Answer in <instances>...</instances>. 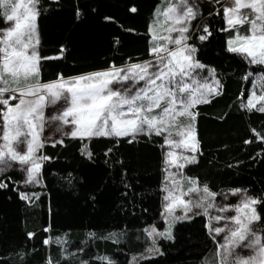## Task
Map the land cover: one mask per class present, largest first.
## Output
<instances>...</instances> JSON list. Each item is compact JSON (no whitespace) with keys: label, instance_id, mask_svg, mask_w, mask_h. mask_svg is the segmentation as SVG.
I'll use <instances>...</instances> for the list:
<instances>
[{"label":"snow or ice","instance_id":"6c2138e0","mask_svg":"<svg viewBox=\"0 0 264 264\" xmlns=\"http://www.w3.org/2000/svg\"><path fill=\"white\" fill-rule=\"evenodd\" d=\"M52 5L62 7L61 0H0V190H11L27 206L38 207L48 194L44 168L53 157L41 149L49 141L53 147L65 146V137L80 141V155L95 164L93 142L108 140L111 146L104 150L103 162L109 169L120 166L121 195L128 198L132 193L134 201L128 168L122 157H112L122 141L129 145L144 141L161 152L159 215L166 227L159 230L155 223L147 224L142 231L151 246L128 264H143L157 254L163 255L159 240L174 241L176 224L198 217L213 245L203 264H264V193L253 195L240 187L217 191L208 181L185 171L198 165L204 155L200 106L210 105L225 93L218 68L199 56L201 46L214 35L212 19L222 20L217 31L227 36L224 51L241 59L237 75L251 85L236 97L239 109L245 114H264V0H158L144 32L121 25L125 32L145 40L147 58L128 55L121 63L113 59L102 69L71 77L58 73L55 80L45 82L44 62L59 59L66 51L61 45L58 56L41 52L39 21ZM74 11L76 19L83 17L78 3ZM128 11L138 14L140 9L132 4ZM104 19L113 21L114 17ZM121 46V38L115 36L113 50L119 52ZM253 66H260L261 71ZM49 107L53 112L46 116ZM227 116L225 113L218 119ZM53 123L61 133L58 140L44 136L46 127ZM250 131L252 138L245 139L244 144L264 145V127H251ZM257 158L264 160V147L251 157L253 161ZM17 171L19 180L13 175ZM62 179L76 186L72 173ZM89 199L95 202L96 194L90 193ZM232 199L237 202L231 203ZM48 211L51 217V206ZM142 211L148 212V208ZM43 230L51 232V222ZM35 235L27 233L29 239ZM88 236L119 244L126 233L99 237L90 232ZM53 243L60 246L64 264L74 255L81 256L80 264H92V260L119 264L108 255L84 259L85 248L69 250L66 238L47 236L43 240L45 246ZM45 264L60 261L49 255Z\"/></svg>","mask_w":264,"mask_h":264},{"label":"trees","instance_id":"16d2710c","mask_svg":"<svg viewBox=\"0 0 264 264\" xmlns=\"http://www.w3.org/2000/svg\"><path fill=\"white\" fill-rule=\"evenodd\" d=\"M157 2L61 0L62 7L52 5V10L39 21L41 52L45 56H58L61 45L66 51L63 57L44 62L42 79L47 82L55 80L58 73L71 77L102 69L113 59L121 63V58L126 60L128 55L147 58L145 40L125 32L121 25L144 32L151 9ZM77 3L84 10L79 20L74 11ZM132 4L139 7L138 14L128 11ZM106 16L114 17V20L105 21ZM211 24L214 35L201 46L199 56L203 62L218 68L224 79L225 93L210 105L200 106L199 132L204 155L198 165L185 171L188 175H198L201 180L208 181L217 191L240 187L248 189L250 194L260 195L264 193V160L257 158L253 161L251 157L264 145L259 142L245 145L244 140L252 138L251 127H264V114H245L239 109L236 97L243 88H250L251 85L240 81L237 75L243 64L241 59L224 51L227 36L217 31L223 25L222 20L214 18ZM115 36L122 41L119 52L113 50ZM253 67L261 71L260 66ZM225 113L228 114L226 119H218ZM159 142L157 138V144ZM64 143L65 146L46 145L41 149L53 159L45 162L48 194L42 197L38 207L27 206L11 190H0V264H45L49 255L64 264L60 246L55 243L43 245L47 236L66 238L69 250L73 252L78 247L85 248L84 259L108 255L119 264H128L133 256L145 253V249L150 247V239L142 231L147 224L155 223L159 230L166 227L159 215L161 152L157 146L144 141L132 145L122 141L112 157L113 160L122 157L128 168V179L135 191L133 201L132 193L128 198L121 195L124 189L120 166L109 169L103 162V152L111 146L110 141L93 142L92 147L97 154L95 164H89L80 155V141L67 138ZM236 161L243 163L231 169L227 167V164H235ZM68 173L77 178L74 188L62 179ZM13 175L14 179H20L19 175ZM90 193L96 194L95 202L89 199ZM232 203L235 201L232 200ZM143 208H148V212H143ZM49 222L52 231L46 233L43 229ZM202 223L199 217L191 222H178L173 228L175 240L159 241L163 255L143 264H203L213 245ZM28 232H35V237L29 239ZM90 232L99 237L112 232H124L126 236H121V242L115 244L105 239L92 240L88 236ZM25 252L27 255L22 257ZM80 261L81 256L74 255L68 264H80ZM92 264L98 262L92 260Z\"/></svg>","mask_w":264,"mask_h":264},{"label":"rangeland","instance_id":"374dc122","mask_svg":"<svg viewBox=\"0 0 264 264\" xmlns=\"http://www.w3.org/2000/svg\"><path fill=\"white\" fill-rule=\"evenodd\" d=\"M52 112H53V108L49 107L48 109H46V116L50 115ZM55 129H56V124L55 123H53L51 127H46L45 132H44V136H46V137L50 136L52 140H58L60 138V136H61V133L57 132ZM67 138H70V137H65L64 140L67 139ZM0 142H2V141H0ZM46 145H52V144L49 141V143H47ZM14 174L15 175H19L20 178H21V174L18 171L15 172ZM232 200H234L235 203L237 202L235 199H232ZM232 200H230L231 203H232ZM160 221H162L161 218H160ZM181 222H184V221H181ZM150 246H151V240H150ZM157 256H159V254L155 255L154 257H157ZM136 257H137V259H139L140 255L136 256Z\"/></svg>","mask_w":264,"mask_h":264}]
</instances>
